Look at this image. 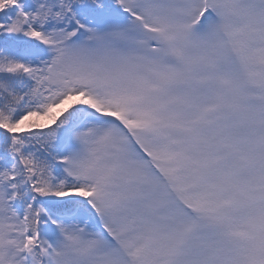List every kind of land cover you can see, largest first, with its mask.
Segmentation results:
<instances>
[{
	"label": "snow or ice",
	"instance_id": "1",
	"mask_svg": "<svg viewBox=\"0 0 264 264\" xmlns=\"http://www.w3.org/2000/svg\"><path fill=\"white\" fill-rule=\"evenodd\" d=\"M0 264H264V0H0Z\"/></svg>",
	"mask_w": 264,
	"mask_h": 264
}]
</instances>
